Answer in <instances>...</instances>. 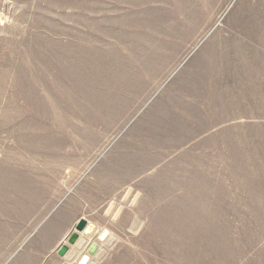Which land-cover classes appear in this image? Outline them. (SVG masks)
I'll return each instance as SVG.
<instances>
[{
    "label": "rangeland",
    "instance_id": "obj_1",
    "mask_svg": "<svg viewBox=\"0 0 264 264\" xmlns=\"http://www.w3.org/2000/svg\"><path fill=\"white\" fill-rule=\"evenodd\" d=\"M0 264H264V0H0Z\"/></svg>",
    "mask_w": 264,
    "mask_h": 264
},
{
    "label": "water",
    "instance_id": "obj_2",
    "mask_svg": "<svg viewBox=\"0 0 264 264\" xmlns=\"http://www.w3.org/2000/svg\"><path fill=\"white\" fill-rule=\"evenodd\" d=\"M75 230L76 232H73L68 239V243L70 245L75 244V242L79 238V233H84L87 236L92 235V233L95 230V226L92 224H89L86 220L81 219L80 221H78ZM67 252H68V246L63 245L58 251V255L63 257Z\"/></svg>",
    "mask_w": 264,
    "mask_h": 264
}]
</instances>
